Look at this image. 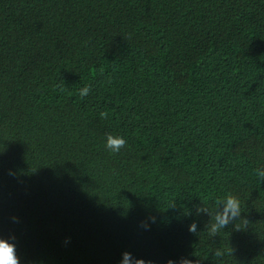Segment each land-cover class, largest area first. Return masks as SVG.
Instances as JSON below:
<instances>
[{
    "label": "trees",
    "instance_id": "1",
    "mask_svg": "<svg viewBox=\"0 0 264 264\" xmlns=\"http://www.w3.org/2000/svg\"><path fill=\"white\" fill-rule=\"evenodd\" d=\"M259 167L264 0H0V238L20 264H264ZM226 194L240 215L211 233Z\"/></svg>",
    "mask_w": 264,
    "mask_h": 264
},
{
    "label": "clouds",
    "instance_id": "2",
    "mask_svg": "<svg viewBox=\"0 0 264 264\" xmlns=\"http://www.w3.org/2000/svg\"><path fill=\"white\" fill-rule=\"evenodd\" d=\"M89 88L85 87L81 89L80 95L87 96ZM105 115V113H101ZM126 140L123 136H114L111 133L106 135L105 147L112 153H119L125 146ZM256 175L261 179H264V167L255 169ZM218 209L222 206V211L217 210L214 217H212L209 230L211 233H216L223 230L226 225L233 219L239 217L241 212L240 200L231 195L226 194L223 198L217 201ZM199 211L207 212V209L201 208ZM190 231L195 232V224L190 226ZM217 255H220L218 252ZM0 264H20L19 257L16 254V245L10 241V239L0 238ZM120 264H147L143 259H137L129 252L122 254ZM168 264H192L191 259L185 257L181 258L178 262L169 260Z\"/></svg>",
    "mask_w": 264,
    "mask_h": 264
}]
</instances>
